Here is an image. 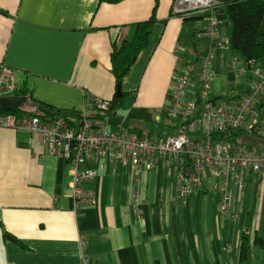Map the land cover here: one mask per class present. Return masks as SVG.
Here are the masks:
<instances>
[{
	"label": "crops",
	"instance_id": "1",
	"mask_svg": "<svg viewBox=\"0 0 264 264\" xmlns=\"http://www.w3.org/2000/svg\"><path fill=\"white\" fill-rule=\"evenodd\" d=\"M171 1L0 0V65L15 71L18 91L59 109L82 111L91 98L111 101L112 47L131 39L136 23L155 9L107 128L168 135L175 130L162 111L174 88L171 73L195 78L210 47L195 35L203 19L171 14ZM25 102L19 109L32 112ZM210 179L179 196L177 170L166 160L137 174L123 165L97 166V176L81 183L95 201L77 213L65 161L34 135L0 127V264H85L84 258L87 264H264V177L251 175L243 191H232L235 219L220 207Z\"/></svg>",
	"mask_w": 264,
	"mask_h": 264
},
{
	"label": "built area",
	"instance_id": "2",
	"mask_svg": "<svg viewBox=\"0 0 264 264\" xmlns=\"http://www.w3.org/2000/svg\"><path fill=\"white\" fill-rule=\"evenodd\" d=\"M218 5L216 0L171 1L173 15L206 14L195 35L207 38L210 46L199 57L195 78L177 69L171 73L174 88L161 116L175 132L142 135L122 124L108 129L106 112L110 101L99 98H91L79 111V118L43 120L33 114L34 109L26 114L0 116V127L34 135L48 154L65 161L72 171L70 198L75 212L95 201V193L83 190L81 183L97 176V166L123 165L137 174L166 160L177 170L179 196L206 186L205 178L210 175L212 186L218 191L217 202L235 219L239 202L232 191H243L251 175L264 177V141L260 139L264 137V67L247 64L231 51ZM221 68L227 72L224 80L228 95L213 96V83L220 78ZM15 76L12 68L0 65V99L15 95ZM240 78L247 88L237 93ZM237 132L239 142L234 140ZM231 134L234 136L229 138ZM134 205H139L136 196ZM86 260L83 259L85 264Z\"/></svg>",
	"mask_w": 264,
	"mask_h": 264
},
{
	"label": "trees",
	"instance_id": "3",
	"mask_svg": "<svg viewBox=\"0 0 264 264\" xmlns=\"http://www.w3.org/2000/svg\"><path fill=\"white\" fill-rule=\"evenodd\" d=\"M100 2L114 4L123 0H99ZM223 9V15L220 18L224 22L225 30L228 33V42L231 51L241 57L247 64L250 62L259 64L264 67V0H216ZM0 12H2L0 10ZM189 19H203L206 14L200 13ZM187 16V17H188ZM156 20L155 9L143 21L136 23L133 36L129 40H123L118 45H113L109 54V70L112 73L115 81V91L110 101V109L107 115H111L117 110L124 92L121 90V84L124 76L128 72L138 54L142 51L147 43L148 37L153 29ZM119 92V96L117 95ZM16 96H23L26 99L28 107L33 108V114L39 116L43 120H53L57 117L69 119L72 117L79 118L80 112L76 110H64L51 106L46 103H41L32 98L27 90L21 89L15 92ZM14 95V96H15ZM264 105V101L261 106ZM29 111H24L19 108L5 110L0 107V116L6 114H26ZM234 135H228L229 138ZM240 133H235V141L239 142ZM264 141V137L260 138ZM4 237L14 243H21L12 235L4 232ZM245 243L242 244V251ZM244 254V252H243ZM244 259V256H241Z\"/></svg>",
	"mask_w": 264,
	"mask_h": 264
},
{
	"label": "rangeland",
	"instance_id": "4",
	"mask_svg": "<svg viewBox=\"0 0 264 264\" xmlns=\"http://www.w3.org/2000/svg\"><path fill=\"white\" fill-rule=\"evenodd\" d=\"M193 15H195V14H193ZM218 15H219V18H220V16L223 15V9H222L221 5H220V9L218 11ZM227 57H230V55H228ZM246 88H247L246 82L244 81L243 78H240L239 81H238V84L236 85V92L237 93H242ZM212 92H213V96H227L228 93L225 90V80L222 79V78L218 79L216 81L214 90H213V87H212ZM256 144L259 145L260 143H258V141H256Z\"/></svg>",
	"mask_w": 264,
	"mask_h": 264
},
{
	"label": "water",
	"instance_id": "5",
	"mask_svg": "<svg viewBox=\"0 0 264 264\" xmlns=\"http://www.w3.org/2000/svg\"><path fill=\"white\" fill-rule=\"evenodd\" d=\"M117 95L119 96V92H117ZM25 101V98L23 97H7L0 99V107L5 110L15 109L19 108L21 103Z\"/></svg>",
	"mask_w": 264,
	"mask_h": 264
}]
</instances>
